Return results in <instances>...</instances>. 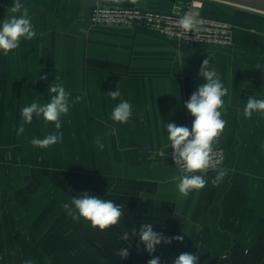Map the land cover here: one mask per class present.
Wrapping results in <instances>:
<instances>
[{"label":"crops","instance_id":"crops-1","mask_svg":"<svg viewBox=\"0 0 264 264\" xmlns=\"http://www.w3.org/2000/svg\"><path fill=\"white\" fill-rule=\"evenodd\" d=\"M179 1L22 0L36 36L0 51V264H147L152 256L173 264L184 252L198 264H264V118L243 114L249 97L264 99V70L256 68L264 65V12L204 0L200 14L232 26V44L217 48L167 38L142 22L91 24L96 4L170 11ZM12 5L0 0V23ZM207 57L228 89L219 109L226 126L215 141L227 174L214 186L210 170L203 189L182 194V174L165 153L166 125L191 129L184 104L205 83L199 69ZM54 82L71 94L62 127L34 116L17 135L21 109L49 102ZM118 82L122 96L113 100L106 94ZM121 99L132 105L128 123L111 118ZM58 132L62 142L46 149L30 144ZM84 192L123 205L119 224L101 231L73 220L64 206ZM141 224L183 242L162 243L152 256L142 244L138 251L132 229ZM122 248L130 253L124 260Z\"/></svg>","mask_w":264,"mask_h":264},{"label":"clouds","instance_id":"clouds-1","mask_svg":"<svg viewBox=\"0 0 264 264\" xmlns=\"http://www.w3.org/2000/svg\"><path fill=\"white\" fill-rule=\"evenodd\" d=\"M11 14L0 23V51L7 55L12 50L19 47L21 39L31 40L36 36L34 26L28 15V10L22 0H13V5L8 9ZM19 14V15H17ZM181 30L185 33H192L198 29L200 21L193 15L185 13L178 22ZM209 58L202 61L199 69V76L205 81L194 91L184 107L194 118L191 129L187 126H178L176 123H167L168 140L171 143L172 159L175 165L184 173L179 178V191L188 194L192 190L203 189L208 184L206 173L209 169L217 171L211 183L218 186L226 176L224 169H219L222 158H214L213 143L223 132L226 121L221 118L223 107V97L228 94V89L224 87L218 73L209 68ZM257 69L264 70V65L257 64ZM41 80H47V75L41 76ZM119 82L115 91H109L106 95L113 100L122 96L119 90ZM48 92L51 93L49 102L41 105L38 101L31 103L21 109L23 123L17 129V135L24 133V124H31L33 117L42 118L45 123H53L56 129L62 127L61 116L69 112L70 93L60 83H53L49 86ZM80 97H76L72 103H78ZM257 113L264 118V99L249 97L243 109L245 118H251ZM132 117V105L127 100L121 99L120 103L112 111V120L118 123H128ZM63 133L49 134L43 139L32 138L30 144L33 147L46 149L52 145L62 142ZM97 148L103 150L104 143L100 137L95 140ZM199 173V174H197ZM73 207L65 204L67 214L73 220L83 219L90 222L91 226L101 231L110 229L119 224L124 216V206L116 204L112 200L103 199L90 195L87 192L81 193L71 200ZM132 235L139 237L137 250L140 245L152 256L156 252L157 246L162 243L169 245L173 240L183 242V236L177 235L168 237L162 232L154 230L151 224H141L139 232L136 228L132 229ZM121 239L127 241L129 233L125 231ZM118 255L121 260L127 259L130 255L128 248L119 250ZM25 264H32L31 260ZM147 264H161L159 256H152ZM173 264H198V255L184 252L179 254Z\"/></svg>","mask_w":264,"mask_h":264},{"label":"built area","instance_id":"built-area-1","mask_svg":"<svg viewBox=\"0 0 264 264\" xmlns=\"http://www.w3.org/2000/svg\"><path fill=\"white\" fill-rule=\"evenodd\" d=\"M203 3L204 0H180L179 4L170 11L153 10L136 6L96 4L92 9L91 24L93 26H131L142 22L156 30L159 34L182 43L216 48L230 46L232 44L231 24L200 14L199 10L202 8ZM185 13L195 16L200 21L198 29L192 33L183 32L176 23ZM212 147L213 157L223 159V148L215 141ZM172 151L169 148L165 152L171 159ZM179 171L182 175L184 174L180 169Z\"/></svg>","mask_w":264,"mask_h":264},{"label":"water","instance_id":"water-1","mask_svg":"<svg viewBox=\"0 0 264 264\" xmlns=\"http://www.w3.org/2000/svg\"><path fill=\"white\" fill-rule=\"evenodd\" d=\"M230 2L264 12V0H229Z\"/></svg>","mask_w":264,"mask_h":264}]
</instances>
